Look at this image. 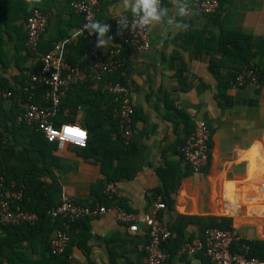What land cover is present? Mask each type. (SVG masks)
Here are the masks:
<instances>
[{"label":"crops","instance_id":"0c3cea01","mask_svg":"<svg viewBox=\"0 0 264 264\" xmlns=\"http://www.w3.org/2000/svg\"><path fill=\"white\" fill-rule=\"evenodd\" d=\"M75 1L0 0V80L17 92L12 93L15 99L25 97L21 88L26 73L36 72L39 55L55 44L60 43L65 61L88 66L91 52L104 55L117 43L114 22L118 14L130 15L123 0H100L95 20L109 25L106 36L112 42L102 49L95 46V36L85 39L79 35L80 18L72 10ZM176 2L159 0L165 16L149 27L146 51L132 59L129 49L123 52L127 66L118 76L125 80L134 109L128 157L136 167L134 177L116 181L117 195L108 200L102 187L110 182L112 170L105 176L97 160L78 155L70 145L53 153L57 162L52 174L60 187L54 204L63 195L78 205L109 209L117 205L138 218L136 233L116 221L113 208L70 226L67 253L72 264H145L144 217L151 210L155 192H166L170 201L160 212L162 225L171 232L164 248L162 245L163 264H210L198 254L177 253L182 242L200 233L198 225L184 223L182 218L228 219L243 239L264 242V85L260 76L256 86L226 85L230 70L220 66L210 70V63L220 62V56L210 51L195 58L192 41L183 38L201 32L204 39H216L227 31L250 37L255 58L242 69L250 64L264 79V0H218L213 15H198L193 0H183L187 8L183 17L176 15ZM33 8L47 15L37 54L29 53L24 42L23 24ZM169 18L173 24L167 22ZM98 86L90 82L71 89L63 121L70 117L71 124L84 129L92 121L90 107L107 110L109 102L96 96ZM197 120L204 121L211 134L208 165L202 175L193 173L180 156V147ZM86 227L84 250L76 245L80 242L76 237ZM41 237L38 231L31 235L25 227L0 225V264H49Z\"/></svg>","mask_w":264,"mask_h":264},{"label":"built area","instance_id":"2783aa9c","mask_svg":"<svg viewBox=\"0 0 264 264\" xmlns=\"http://www.w3.org/2000/svg\"><path fill=\"white\" fill-rule=\"evenodd\" d=\"M100 7V0H77L72 4L73 12L80 18L79 35L85 39H92L83 26L95 20L96 12ZM219 7L218 0H193L192 8L198 15H213ZM132 23L131 15L128 16ZM47 15L38 8H33L26 17L23 28L25 31V46L29 53L37 54L38 42L46 28ZM115 24L117 43L107 51L99 54L91 52L88 66L71 64L65 61L60 43L45 54L39 55V66L36 72H27L24 86L21 88L24 98H14L11 91H1L0 97L12 99L20 106L21 112L16 115L15 122L30 129L41 132L47 141L55 142L57 149L65 146L84 148L88 139L87 131L71 123L54 125L53 118L60 102L69 90L77 85L94 82L102 86V90L114 97L116 106L112 110L117 119L122 145L128 146L132 136L134 109L130 100V91L126 85L114 82L110 76L121 71L126 61L121 59L122 50L126 46L131 51L129 59L149 48V27L141 29L137 26L121 29ZM258 71L252 66L244 67L230 82L232 88L258 84ZM41 89L40 101H37L38 90ZM36 98V99H35ZM210 128L201 120L194 122L191 132L186 136L180 147V156L185 165L195 174H203L208 165L210 153ZM23 184L12 181L9 186L0 177V225L19 226L22 224L35 225L39 221L36 213L12 208V204L22 200ZM118 183H106L102 187V194L106 199L117 195ZM114 217L120 224L127 225L130 233L138 230V218L117 205H112ZM105 205L91 207L78 205L63 195L59 203L47 210L46 215L61 219L64 228L54 230L48 241V252L51 256L63 258V264H72L71 256L66 254L70 244L69 227L71 224L87 218H97L109 210ZM166 209L160 196L154 197L150 212L144 217L146 226L145 264H163L166 254L162 245L171 237V232L161 223L160 212ZM177 253L189 256L200 255L210 264H264V260L251 255V248L247 240L243 239L235 229L220 230L206 228L191 240L184 241L177 249Z\"/></svg>","mask_w":264,"mask_h":264},{"label":"trees","instance_id":"16d2710c","mask_svg":"<svg viewBox=\"0 0 264 264\" xmlns=\"http://www.w3.org/2000/svg\"><path fill=\"white\" fill-rule=\"evenodd\" d=\"M183 38L186 41L188 39L192 41L191 53L195 58L210 51L220 56V62L212 61L210 63V70L213 72V69L219 66L230 70L231 73H228V78L225 81L226 85L230 84L244 65L255 58V55L251 52L253 48L251 38L236 32H222L216 39H204L201 32L190 33ZM125 49L128 48L125 46L120 56L123 60H125L123 55ZM126 66L127 61L124 69ZM124 69L110 76V79L125 85V80L118 76L124 73ZM262 75L263 73L259 72L260 81L264 85ZM85 84L90 85V82L79 86ZM75 87L77 86L71 89ZM0 89L1 91H11L14 95L17 94L14 89L7 87L2 80H0ZM71 89L70 93H67L66 98L61 100L53 118V123L56 126L63 122L73 123V119L70 117L65 119V121L62 119L65 101L67 97L69 98ZM37 94V101H40L41 92ZM96 96L109 102L108 109L100 111L98 106L90 107L88 115L92 121H88L87 126L84 128L88 134L86 146L84 148L73 146V148L78 155L97 160L100 163L101 172L105 176H108L109 171L112 170L111 178H109L110 182L130 179L134 177L136 167L128 162L131 146L124 147L120 141L119 124L112 114V110L116 106L115 99L106 94L100 84ZM66 107L70 108V106ZM20 112V106L15 104L12 99L0 97V177L4 179L6 186H9L12 181L16 182V184H23L22 200L11 206L12 208L19 206L24 211L36 213L39 221L32 226L22 224L15 227H7L9 229L25 227L28 228V232L31 235L38 231L39 235L42 236L41 240L45 244L46 261L49 264H63V258L51 256L48 252V234L55 229H63V222L60 219H52L46 215L47 210L57 205L53 203V197L60 194L57 179L52 174V168L55 167L54 163L57 162L56 157L53 155L57 149V144L47 141L41 132L30 129L23 124H17L15 117ZM46 178L50 180L48 183L44 181ZM153 196H160L165 205L170 203L166 192L164 194L155 192ZM182 220L184 223L198 225L200 232L206 228L231 229L228 219L200 217L182 218L180 221ZM82 221L73 223L71 227ZM87 232L88 227L84 229V233L80 237H76V239H80V242H77L76 245L84 250H86ZM247 242L251 248V255L259 260H264V242ZM67 252L68 250L66 249V254H68Z\"/></svg>","mask_w":264,"mask_h":264},{"label":"clouds","instance_id":"9594fccd","mask_svg":"<svg viewBox=\"0 0 264 264\" xmlns=\"http://www.w3.org/2000/svg\"><path fill=\"white\" fill-rule=\"evenodd\" d=\"M123 8L127 13H130L132 17V23L129 24L128 16L124 14H118L116 18L117 24L121 29H127L131 27L135 29L139 26L141 29H146L155 23L162 21L165 16V9L159 5V0H123ZM187 14L186 4L183 0H177L176 2V15L183 17ZM169 24H173V19L169 18L167 21ZM177 28L181 27L179 23H176ZM84 30L88 34L95 35V46L97 48H104L107 44L112 43L111 37L106 36L109 31V25L100 22L98 20H92L84 24Z\"/></svg>","mask_w":264,"mask_h":264}]
</instances>
